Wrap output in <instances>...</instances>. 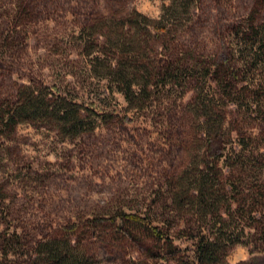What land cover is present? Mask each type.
I'll return each mask as SVG.
<instances>
[{
    "label": "rangeland",
    "instance_id": "rangeland-1",
    "mask_svg": "<svg viewBox=\"0 0 264 264\" xmlns=\"http://www.w3.org/2000/svg\"><path fill=\"white\" fill-rule=\"evenodd\" d=\"M251 11L263 19L264 0H0V111L7 117L29 93L48 104L42 114H17L12 126L0 122V231L21 234L11 264H24L37 240L57 233H93L84 249L92 264L193 259L198 225L208 233L219 225L193 213L185 190L205 161L197 126L208 80L201 70L180 80L163 72L179 57L200 69L220 60L231 26ZM162 19L166 29L156 32ZM144 66L155 73L146 83ZM62 98L81 125L53 111ZM256 177L264 184V162ZM164 201L154 221L172 246L143 236L134 221L110 220ZM232 237L239 241L216 264H264V241Z\"/></svg>",
    "mask_w": 264,
    "mask_h": 264
},
{
    "label": "trees",
    "instance_id": "trees-1",
    "mask_svg": "<svg viewBox=\"0 0 264 264\" xmlns=\"http://www.w3.org/2000/svg\"><path fill=\"white\" fill-rule=\"evenodd\" d=\"M171 7L172 11L177 12V7ZM255 13L251 11L233 23L230 47L220 60L200 69V62L190 63L179 57L170 62L163 72L165 78L180 80L201 70L199 73L208 80L207 87L200 89L204 115L197 126V132L204 134L203 139L207 144L205 161L193 178L187 177L190 181L185 182V190L187 198L196 208L193 213L203 216L205 220L209 215L213 218L216 216L214 221L219 225L217 232L211 233L198 225V233L193 236V259L186 261V264H216L218 253L228 244L239 241L232 237L233 233H246L250 246L257 245L258 240L264 241V184L257 179L255 183L251 181L252 176L258 175L264 162V18L258 20ZM164 23L163 19L159 20L153 25L154 30L165 31ZM154 75L144 66L141 74L144 83ZM124 97L129 100L128 94L124 93ZM47 107L46 101L29 93L19 107L7 111V117L0 111V122L12 126L17 114L38 115L44 113ZM53 111L73 127L82 124L78 109L64 98L53 103ZM227 117L228 121L225 120ZM188 185L193 187L189 190ZM180 194L178 192L177 196ZM224 204L225 208L222 207ZM166 206L167 202L164 201L163 205L149 207L144 215L120 211L110 220L115 222L118 217L123 224L134 221L143 236L150 232L155 241L168 240V245L172 246L173 237L154 221L160 212L158 208ZM181 208L174 205L172 211L177 213ZM226 213L232 216L230 221ZM231 222H235V225ZM76 225L73 222L68 230L76 231ZM188 227L193 229L191 224ZM73 234L57 233L37 240L24 264H92L84 249L93 233H82L78 237ZM20 240V233L0 231L2 264L14 263L9 256L15 248H21ZM165 262L174 264L171 258H166Z\"/></svg>",
    "mask_w": 264,
    "mask_h": 264
}]
</instances>
